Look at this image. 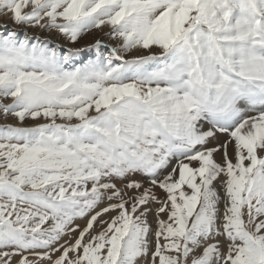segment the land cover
I'll return each instance as SVG.
<instances>
[{"label":"snow or ice","instance_id":"obj_1","mask_svg":"<svg viewBox=\"0 0 264 264\" xmlns=\"http://www.w3.org/2000/svg\"><path fill=\"white\" fill-rule=\"evenodd\" d=\"M0 17V264H264V0Z\"/></svg>","mask_w":264,"mask_h":264},{"label":"rangeland","instance_id":"obj_2","mask_svg":"<svg viewBox=\"0 0 264 264\" xmlns=\"http://www.w3.org/2000/svg\"><path fill=\"white\" fill-rule=\"evenodd\" d=\"M6 21V18H4V17H0V23H3V22H5ZM9 23V25H10V22H8ZM94 40H95V37L94 36H91V35H89V36H85L82 40H81V42H80V45L81 46H86V45H89V44H92V43H94ZM105 43H107V40L105 39ZM4 121H0V123H3Z\"/></svg>","mask_w":264,"mask_h":264}]
</instances>
